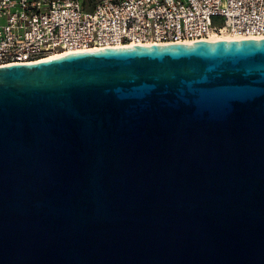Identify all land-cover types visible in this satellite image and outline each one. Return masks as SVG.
I'll use <instances>...</instances> for the list:
<instances>
[{
	"label": "water",
	"instance_id": "1",
	"mask_svg": "<svg viewBox=\"0 0 264 264\" xmlns=\"http://www.w3.org/2000/svg\"><path fill=\"white\" fill-rule=\"evenodd\" d=\"M0 264H264V39L0 66Z\"/></svg>",
	"mask_w": 264,
	"mask_h": 264
},
{
	"label": "built area",
	"instance_id": "2",
	"mask_svg": "<svg viewBox=\"0 0 264 264\" xmlns=\"http://www.w3.org/2000/svg\"><path fill=\"white\" fill-rule=\"evenodd\" d=\"M212 37L264 39V0H0V66Z\"/></svg>",
	"mask_w": 264,
	"mask_h": 264
},
{
	"label": "bare ground",
	"instance_id": "3",
	"mask_svg": "<svg viewBox=\"0 0 264 264\" xmlns=\"http://www.w3.org/2000/svg\"><path fill=\"white\" fill-rule=\"evenodd\" d=\"M217 39H226V40H229V38H227V37H220V38H216V37H212L211 39H210V41H217Z\"/></svg>",
	"mask_w": 264,
	"mask_h": 264
}]
</instances>
